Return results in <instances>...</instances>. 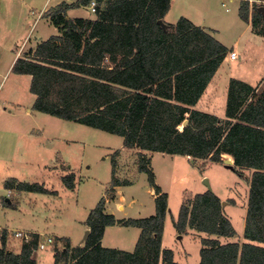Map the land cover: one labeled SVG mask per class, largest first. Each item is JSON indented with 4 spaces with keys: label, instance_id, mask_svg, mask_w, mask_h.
Returning a JSON list of instances; mask_svg holds the SVG:
<instances>
[{
    "label": "trees",
    "instance_id": "16d2710c",
    "mask_svg": "<svg viewBox=\"0 0 264 264\" xmlns=\"http://www.w3.org/2000/svg\"><path fill=\"white\" fill-rule=\"evenodd\" d=\"M78 2L52 7L47 16L62 25V34L39 42L11 69L31 76L34 110L116 134L122 147L136 149L155 191V213L117 219L105 212L101 198L86 218L83 245L55 239V264L69 259L70 264H181L161 246L167 195L142 159L147 153L209 162H222L224 156L239 176L237 168L251 169L242 242L216 237L236 231L211 190L185 194L173 224L179 234L191 228L205 234L198 264H264V84L232 78L224 118L198 110L196 103L228 51L211 31L183 16L166 23L171 0H96L94 19L67 18V9ZM258 6L243 0L238 16L264 36V11ZM23 187L48 191L38 184ZM114 224L140 229L132 251L101 245L105 227ZM33 236L18 253L8 251L1 239L0 264H36L38 233Z\"/></svg>",
    "mask_w": 264,
    "mask_h": 264
},
{
    "label": "rangeland",
    "instance_id": "374dc122",
    "mask_svg": "<svg viewBox=\"0 0 264 264\" xmlns=\"http://www.w3.org/2000/svg\"><path fill=\"white\" fill-rule=\"evenodd\" d=\"M70 1H79L72 15L95 18L90 2ZM241 1L174 0L165 16L166 23L183 16L213 28L208 30L228 48L195 105L219 118L225 117L226 91L232 78L253 86L264 84V36L238 16ZM53 2L0 0V243L4 239L8 251L21 249L22 242L13 236L16 230L53 231L69 236L73 245H81L82 224L101 198L112 200V206L105 204V212L112 210L116 218L155 213V191L139 167L137 150L122 147V137L116 134L34 110L29 77L11 69L14 57H25L40 41L62 34V25L58 28L46 21L53 12L47 5ZM143 155L155 183L167 195L162 238L175 261L198 264L200 260V237L205 234L192 228L179 234L173 222L185 194L210 190L204 178L221 199L223 212L236 231L232 237H216L222 243L243 241L251 169L237 168L242 173L239 176L223 161ZM113 180L118 184L112 187ZM26 184H38L48 191L26 189ZM139 232L138 227L114 224L106 228L103 244L132 251ZM33 258L36 264H55L53 246L36 249Z\"/></svg>",
    "mask_w": 264,
    "mask_h": 264
},
{
    "label": "crops",
    "instance_id": "0c3cea01",
    "mask_svg": "<svg viewBox=\"0 0 264 264\" xmlns=\"http://www.w3.org/2000/svg\"><path fill=\"white\" fill-rule=\"evenodd\" d=\"M249 1H254L255 2V0H249ZM62 2H65V3H72L73 1H70V0H54V5H51V4H49V5H47V7L48 6H50V7H55L56 5H58V4H60V3H62ZM173 2H174V0H171V2H170V8H169V10H168V12L172 9V6H173ZM75 10V7H73V8H68L67 9V11H66V13H67V18H80V17H77V16H74V15H72L71 14V12L72 11H74ZM168 12L165 14V16L168 14ZM165 16H164V21H165ZM46 21L47 22H50L51 23V20H50V18L47 16V19H46ZM193 23H194V21H192ZM195 25H198V26H201L202 28H204V29H212L213 30V28H210V27H208V26H206V25H204L203 23H199V24H196V23H194ZM28 27V26H27ZM213 32V31H212ZM57 35H60V34H57ZM51 36H53V35H51ZM46 40V39H45ZM43 41V40H42ZM41 42V41H40ZM35 48V47H34ZM34 48H31L30 50L32 51V50H34ZM15 60H16V57H14L13 58V60H12V63L11 64H13L14 62H15ZM11 68H12V66H11ZM18 74V73H17ZM25 75H27L28 77H29V79H31V76L29 75V74H25ZM33 94V93H32ZM34 95V94H33ZM34 98H35V96H34ZM27 111H29V109H27ZM30 136H33V134H30ZM153 154H155V153H153ZM152 154V155H153ZM106 201V205L107 204H109L110 206H112L113 204L111 203V201L110 200H108V199H106L105 200ZM109 201H110V203H109ZM114 201H116L115 199L113 200V202ZM105 205V206H106ZM118 206H119V204H118ZM109 212H110V214H113L112 213V210L110 211L109 210ZM108 212V213H109ZM115 218H116V216H114ZM117 219H120V218H117ZM86 221V220H85ZM85 221L83 222V224H82V232H81V237L79 238V243H81V245H83V243H84V237H85V235H86V230H89V228H88V226L86 225V223H85ZM113 225H110V226H106L105 227V229H104V232H103V236H102V238H101V245L102 246H104V247H107V245H104L103 244V240H104V234H105V230H106V228H108V227H112ZM133 227V226H132ZM135 227V226H134ZM29 231H31V232H34V233H39V234H43V235H51V236H53L55 239L57 238V237H66V238H68L69 240H70V245H71V247H76L75 245H73L72 244V240H71V238L69 237V236H66V235H58V234H56V233H54L53 231H48V232H41L40 230H37V229H32V230H29ZM139 234H140V232H139ZM163 235V234H162ZM139 236V235H138ZM137 240V239H136ZM135 243H136V241H135ZM135 243L133 244V249H134V246H135ZM77 246H80L79 244H77ZM161 246H162V248H165L164 246H163V238H162V244H161ZM108 247H110V248H116V247H114V246H108ZM116 249H119V248H116ZM120 250H124V249H120ZM126 251V250H125ZM11 252H13V253H18L19 251H16V250H12Z\"/></svg>",
    "mask_w": 264,
    "mask_h": 264
},
{
    "label": "built area",
    "instance_id": "2783aa9c",
    "mask_svg": "<svg viewBox=\"0 0 264 264\" xmlns=\"http://www.w3.org/2000/svg\"><path fill=\"white\" fill-rule=\"evenodd\" d=\"M255 2H262L264 3V0H255ZM97 5L96 0H90V10L92 12H95V7ZM34 232L31 231H25V230H16L13 232V236L17 239H19L22 244H30L34 238L33 236ZM37 240V248L36 249H45L47 245H53L55 242V239L51 235H43L38 233Z\"/></svg>",
    "mask_w": 264,
    "mask_h": 264
},
{
    "label": "water",
    "instance_id": "95a60500",
    "mask_svg": "<svg viewBox=\"0 0 264 264\" xmlns=\"http://www.w3.org/2000/svg\"><path fill=\"white\" fill-rule=\"evenodd\" d=\"M258 10L263 12L264 11V6L263 5L258 6ZM158 23H160L163 27L165 26V24H164V22L162 20H158ZM184 124H186V121H184ZM223 163L226 166L230 167V168L233 167V165H232V163H231V161L229 159H223ZM204 183H206L208 188L211 190L206 178H204ZM88 233H89V230H86V235L84 237V241L86 240Z\"/></svg>",
    "mask_w": 264,
    "mask_h": 264
},
{
    "label": "bare ground",
    "instance_id": "6f19581e",
    "mask_svg": "<svg viewBox=\"0 0 264 264\" xmlns=\"http://www.w3.org/2000/svg\"><path fill=\"white\" fill-rule=\"evenodd\" d=\"M227 159V158H226Z\"/></svg>",
    "mask_w": 264,
    "mask_h": 264
}]
</instances>
